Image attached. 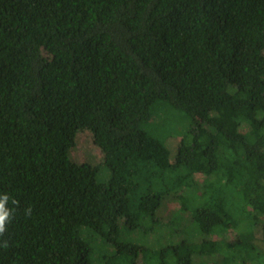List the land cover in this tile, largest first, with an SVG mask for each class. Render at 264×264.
Wrapping results in <instances>:
<instances>
[{
    "label": "trees",
    "instance_id": "1",
    "mask_svg": "<svg viewBox=\"0 0 264 264\" xmlns=\"http://www.w3.org/2000/svg\"><path fill=\"white\" fill-rule=\"evenodd\" d=\"M96 98L84 193L66 114ZM2 193L0 264H264V0H0Z\"/></svg>",
    "mask_w": 264,
    "mask_h": 264
},
{
    "label": "rangeland",
    "instance_id": "2",
    "mask_svg": "<svg viewBox=\"0 0 264 264\" xmlns=\"http://www.w3.org/2000/svg\"><path fill=\"white\" fill-rule=\"evenodd\" d=\"M68 111L69 112L66 114V117L67 119L70 120V128L72 131L76 130V128H78L81 125H89L91 127V131L87 130L75 135L76 143H75V147H73L72 149L73 164L70 169V177H69L70 184L72 185L78 184L80 191L83 190V192L86 193L87 192L86 190H88V188L90 187L89 178L91 171L89 167L83 164L85 162L91 165L98 163L101 160V151L99 146L105 149H109L111 146V144L109 143V138L106 134V126L109 122V104L106 103V101H104L102 98H96L85 109H81L78 111H73L69 109ZM151 121L152 122L150 123L151 125L149 124L150 125L149 128L153 132H157V134L159 135L170 134L168 130H165L161 127L160 118L152 119ZM153 135L158 136L155 133ZM91 136H93L97 141L96 144L92 142ZM161 138L169 147L170 145L168 141L165 140L163 137ZM168 139L171 140L172 139L171 136H168ZM174 150L171 152L174 153ZM175 207H177L176 202H174L172 198H169L166 200L165 204L163 205L162 212L166 214L168 211H170L172 208ZM86 216L87 218H90L92 216V210L90 206H87L86 208ZM219 231H216V233L208 235L209 239H218L220 236H222L224 239L228 241L233 240L234 235L232 231L222 233V235L220 236H219L220 234ZM131 237H133V239L136 240L135 233H132ZM96 240L101 241L98 237ZM151 240L152 238L149 239V241ZM256 243L264 248V245L261 243L260 238L256 240ZM143 262L144 260H139L138 264H143Z\"/></svg>",
    "mask_w": 264,
    "mask_h": 264
},
{
    "label": "clouds",
    "instance_id": "3",
    "mask_svg": "<svg viewBox=\"0 0 264 264\" xmlns=\"http://www.w3.org/2000/svg\"><path fill=\"white\" fill-rule=\"evenodd\" d=\"M10 196L7 193L0 194V237L7 230L8 224L12 221L14 217V210L9 206ZM11 203L16 205L18 202L15 199H11ZM31 207L25 210L26 215H31ZM0 247L7 248L8 242L6 240H0Z\"/></svg>",
    "mask_w": 264,
    "mask_h": 264
}]
</instances>
